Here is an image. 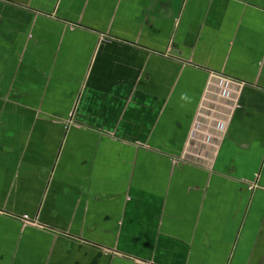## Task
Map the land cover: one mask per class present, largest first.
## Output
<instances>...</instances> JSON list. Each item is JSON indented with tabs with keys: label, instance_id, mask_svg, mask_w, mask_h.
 <instances>
[{
	"label": "crops",
	"instance_id": "obj_1",
	"mask_svg": "<svg viewBox=\"0 0 264 264\" xmlns=\"http://www.w3.org/2000/svg\"><path fill=\"white\" fill-rule=\"evenodd\" d=\"M0 264H264V0H0Z\"/></svg>",
	"mask_w": 264,
	"mask_h": 264
},
{
	"label": "rangeland",
	"instance_id": "obj_2",
	"mask_svg": "<svg viewBox=\"0 0 264 264\" xmlns=\"http://www.w3.org/2000/svg\"><path fill=\"white\" fill-rule=\"evenodd\" d=\"M223 92L226 93V90H224ZM218 111L220 113L219 114L220 117L218 116V121L220 119H222L220 125H224L225 124V121H226V117H224V115L221 114L223 112V109H218ZM219 128H220V126L217 127V129H219ZM208 143H210V142H208Z\"/></svg>",
	"mask_w": 264,
	"mask_h": 264
},
{
	"label": "built area",
	"instance_id": "obj_3",
	"mask_svg": "<svg viewBox=\"0 0 264 264\" xmlns=\"http://www.w3.org/2000/svg\"><path fill=\"white\" fill-rule=\"evenodd\" d=\"M250 190H253V188L251 187Z\"/></svg>",
	"mask_w": 264,
	"mask_h": 264
}]
</instances>
